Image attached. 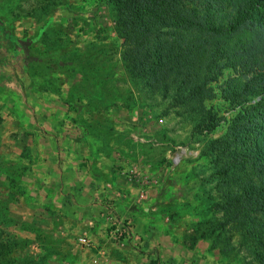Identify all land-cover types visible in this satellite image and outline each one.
I'll return each mask as SVG.
<instances>
[{
  "label": "rangeland",
  "instance_id": "374dc122",
  "mask_svg": "<svg viewBox=\"0 0 264 264\" xmlns=\"http://www.w3.org/2000/svg\"><path fill=\"white\" fill-rule=\"evenodd\" d=\"M116 19L109 0H0V264H264V219H233L216 207L257 176L249 168L221 176L229 152L203 155L264 99L235 96L245 78L224 46L209 74L212 97L174 107L162 89L131 79ZM256 19L264 22V11ZM209 110L220 125L196 130ZM54 138L67 152L68 138H87L95 159L82 164L93 161L100 175L107 161L98 153L112 138L150 152L138 169L123 157L113 162L117 179L130 182L128 208L120 211L102 184L91 187L90 204L65 190L53 174ZM139 181L149 183L141 199ZM108 204L120 230L132 228L123 244L108 242Z\"/></svg>",
  "mask_w": 264,
  "mask_h": 264
},
{
  "label": "trees",
  "instance_id": "16d2710c",
  "mask_svg": "<svg viewBox=\"0 0 264 264\" xmlns=\"http://www.w3.org/2000/svg\"><path fill=\"white\" fill-rule=\"evenodd\" d=\"M109 3L117 10L115 31L128 49L124 61L131 79H144L149 88L162 89L174 107L212 97L209 74L226 56L224 46H230L234 69L245 78L235 96L242 97V103L264 99V22L256 19L257 13L264 11V0ZM228 4L232 16L223 14ZM263 109L264 102L250 106L236 118L225 137L210 142L203 152H229L221 176L232 168H249L258 178L254 187L216 206L233 213V219L249 215L264 219ZM219 125L209 110L196 130L213 131Z\"/></svg>",
  "mask_w": 264,
  "mask_h": 264
},
{
  "label": "crops",
  "instance_id": "0c3cea01",
  "mask_svg": "<svg viewBox=\"0 0 264 264\" xmlns=\"http://www.w3.org/2000/svg\"><path fill=\"white\" fill-rule=\"evenodd\" d=\"M46 141L49 142L48 139ZM53 142L55 143V146L53 147L55 148V153L53 156L56 157V159H54L56 164L54 165L53 174L54 177L59 174V180L64 183L65 190L69 189L70 191L75 192L73 195L77 201L83 198L88 202V204H90L88 199H93V197L97 195L91 187L95 184H102L107 188V190L111 191L114 199L120 205V211H124L129 206L128 203L130 201L128 200V189L130 187V182L127 180L124 181V179H117V174L112 169V165L114 164L113 162L116 163V157H123V159H126L128 162H137V169L141 166L140 162L144 160H152L150 152H148L147 155H144V151L141 150V148L135 149L132 147L130 144L133 142L132 140H129L128 138H112L110 140L111 148L107 151V154L102 152L101 154L98 153L107 161L104 163L107 164L106 175H100V173L94 174L92 170V166L94 165L93 161L87 166L82 164V160L88 158L90 155H93L92 159H95V154L90 152L87 138H68L67 142L69 145L71 144V152L61 150L63 138H54ZM68 153V158H73V163L65 164L63 159L65 160L67 156L63 157V155ZM99 158L100 157H97V159ZM148 168H151V164ZM139 192L140 190L137 189L136 195L138 199H141L139 197ZM91 208L100 209V203H98V205H92Z\"/></svg>",
  "mask_w": 264,
  "mask_h": 264
},
{
  "label": "built area",
  "instance_id": "2783aa9c",
  "mask_svg": "<svg viewBox=\"0 0 264 264\" xmlns=\"http://www.w3.org/2000/svg\"><path fill=\"white\" fill-rule=\"evenodd\" d=\"M178 159V158H177ZM132 173H134V170L131 171ZM138 183L140 184V198H144L145 197V191H144V187H146L149 183L148 182H142L139 181ZM105 218L107 220V222L110 224V230H109V235H108V242H112L114 244L117 243H121L123 244L127 239L131 238L130 236V227H126L124 224V227L122 230H120V223L115 215V208L112 204H108L106 206V213H105ZM128 225L131 226V222H128ZM80 244L83 247L86 248H90L91 247V241L87 238H81L80 239Z\"/></svg>",
  "mask_w": 264,
  "mask_h": 264
}]
</instances>
